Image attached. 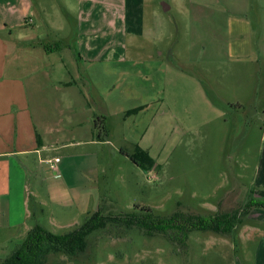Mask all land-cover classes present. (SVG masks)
I'll use <instances>...</instances> for the list:
<instances>
[{"label":"rangeland","instance_id":"rangeland-1","mask_svg":"<svg viewBox=\"0 0 264 264\" xmlns=\"http://www.w3.org/2000/svg\"><path fill=\"white\" fill-rule=\"evenodd\" d=\"M199 3L145 0L141 34L125 39L126 60L80 65V78L107 91L110 84L111 144L52 150L67 163L61 178L52 180L41 165L27 170L29 186L39 172L42 195L27 196L28 217L14 229L2 228L8 214L0 200V260L26 227L63 234L99 207L112 214L149 208L156 215H211L264 199V86L254 84L261 61L253 62L247 48H202ZM62 6L64 42L74 47L75 10ZM247 14L252 28L260 27ZM133 107L139 113L124 118ZM62 178L69 193L59 195L50 187ZM45 264H264V209L253 208L231 235L192 230L184 244L108 224L87 236L84 251L50 253Z\"/></svg>","mask_w":264,"mask_h":264},{"label":"crops","instance_id":"crops-1","mask_svg":"<svg viewBox=\"0 0 264 264\" xmlns=\"http://www.w3.org/2000/svg\"><path fill=\"white\" fill-rule=\"evenodd\" d=\"M64 1L75 10L74 47L64 42ZM199 1L201 47L247 48L253 62L261 61L254 84L264 86V56L256 52H264V0ZM144 4L145 0H0V200L7 202L8 214L2 228L21 225L28 217L27 196L42 195L39 172L29 186L27 170L41 165L54 173L52 180L67 173V163L52 156V150L111 144L110 84L107 91L105 85L80 78V65L124 62L125 39L143 30ZM249 11L260 27L252 28ZM135 108L139 107L130 109ZM130 109L123 112L124 118L139 113L127 114ZM87 156L89 163L93 158ZM55 158L59 160L53 163ZM58 179L50 188L65 194L67 184Z\"/></svg>","mask_w":264,"mask_h":264},{"label":"trees","instance_id":"trees-1","mask_svg":"<svg viewBox=\"0 0 264 264\" xmlns=\"http://www.w3.org/2000/svg\"><path fill=\"white\" fill-rule=\"evenodd\" d=\"M139 109L140 107L130 109L126 113L131 114ZM128 156L131 160H136L134 153H128ZM253 208L264 209V199L251 198L240 207L215 212L211 215L179 210L169 215H156L149 208H145L141 213L112 214L104 213L99 207L85 219L82 225L63 234L52 233L41 225L35 224L26 232L22 241L0 260V264H45L47 255L50 253L73 256L84 251L89 234L106 228L108 224L116 227L136 228L148 236L160 234L181 244L185 243L192 230L231 235L243 217H246Z\"/></svg>","mask_w":264,"mask_h":264},{"label":"built area","instance_id":"built-area-1","mask_svg":"<svg viewBox=\"0 0 264 264\" xmlns=\"http://www.w3.org/2000/svg\"><path fill=\"white\" fill-rule=\"evenodd\" d=\"M58 160H59L58 158H55L54 161H53V163H54V162H57Z\"/></svg>","mask_w":264,"mask_h":264}]
</instances>
